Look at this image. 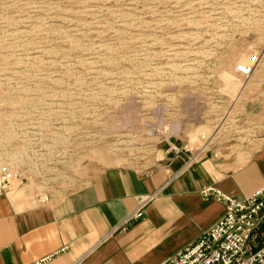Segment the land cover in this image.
<instances>
[{
	"label": "rangeland",
	"instance_id": "obj_1",
	"mask_svg": "<svg viewBox=\"0 0 264 264\" xmlns=\"http://www.w3.org/2000/svg\"><path fill=\"white\" fill-rule=\"evenodd\" d=\"M263 55L264 0H0V153L41 122L59 191L215 146L243 162L264 128L236 66Z\"/></svg>",
	"mask_w": 264,
	"mask_h": 264
},
{
	"label": "crops",
	"instance_id": "obj_2",
	"mask_svg": "<svg viewBox=\"0 0 264 264\" xmlns=\"http://www.w3.org/2000/svg\"><path fill=\"white\" fill-rule=\"evenodd\" d=\"M263 63L264 55L250 77L257 98L239 109L253 119L262 115L264 128ZM223 152L207 149L186 168L176 158L144 172L94 169L84 187L53 194L47 204L37 199L35 185L0 196V264L164 263L222 216L224 206L202 199V188L242 200L264 186V141L243 162ZM141 199L148 201L140 218L123 228Z\"/></svg>",
	"mask_w": 264,
	"mask_h": 264
},
{
	"label": "built area",
	"instance_id": "obj_3",
	"mask_svg": "<svg viewBox=\"0 0 264 264\" xmlns=\"http://www.w3.org/2000/svg\"><path fill=\"white\" fill-rule=\"evenodd\" d=\"M259 62L260 57L255 56L252 65L236 66V73L249 79ZM31 125L34 132L27 135L26 141L21 140L27 142V149L20 153L19 159L18 156L7 159V154L0 153V196L35 184L37 199L47 204L53 194L78 188L71 185L68 190H57L54 183L66 177L61 176L57 168L47 170V145L41 133L44 125L39 121ZM199 195L204 200L221 203L224 206L222 216L202 231L197 241L162 264H264V186L242 200L232 199L210 186L202 188ZM146 201L140 200L137 209L125 219L123 228L129 221L140 218ZM41 263L43 261L34 264Z\"/></svg>",
	"mask_w": 264,
	"mask_h": 264
},
{
	"label": "bare ground",
	"instance_id": "obj_4",
	"mask_svg": "<svg viewBox=\"0 0 264 264\" xmlns=\"http://www.w3.org/2000/svg\"><path fill=\"white\" fill-rule=\"evenodd\" d=\"M209 142H207L204 146H203V150L206 148V145L208 144Z\"/></svg>",
	"mask_w": 264,
	"mask_h": 264
}]
</instances>
